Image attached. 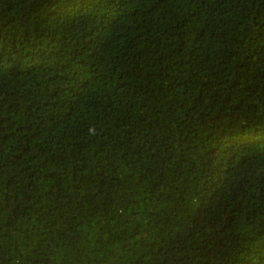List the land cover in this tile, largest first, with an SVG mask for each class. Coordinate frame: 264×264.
I'll return each mask as SVG.
<instances>
[{
	"label": "trees",
	"instance_id": "16d2710c",
	"mask_svg": "<svg viewBox=\"0 0 264 264\" xmlns=\"http://www.w3.org/2000/svg\"><path fill=\"white\" fill-rule=\"evenodd\" d=\"M0 264H264V0H0Z\"/></svg>",
	"mask_w": 264,
	"mask_h": 264
}]
</instances>
